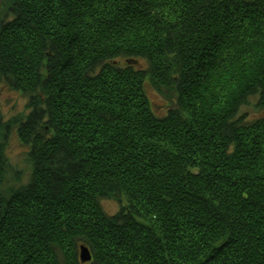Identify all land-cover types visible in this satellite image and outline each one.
Returning a JSON list of instances; mask_svg holds the SVG:
<instances>
[{"label": "trees", "instance_id": "1", "mask_svg": "<svg viewBox=\"0 0 264 264\" xmlns=\"http://www.w3.org/2000/svg\"><path fill=\"white\" fill-rule=\"evenodd\" d=\"M0 83V264H264V0H0Z\"/></svg>", "mask_w": 264, "mask_h": 264}, {"label": "rangeland", "instance_id": "2", "mask_svg": "<svg viewBox=\"0 0 264 264\" xmlns=\"http://www.w3.org/2000/svg\"><path fill=\"white\" fill-rule=\"evenodd\" d=\"M144 89H146L151 110L158 115L164 114L169 104L168 93L164 94L162 91L154 88L149 81L145 82ZM255 101L256 98L252 96L249 103L242 105L240 110V112H247L249 119L264 115V109L258 110L254 106ZM27 102V95H23L21 92L12 90L8 86L0 83V118L1 122L4 124L7 123L9 128L4 146L6 158L9 163L3 186L7 190L26 184L31 172L30 164L27 161L29 148L22 144L20 138H18L17 129L12 124L17 118H23L28 113L29 108L26 105ZM100 203L106 213L112 214L117 211L118 202L113 198L101 199Z\"/></svg>", "mask_w": 264, "mask_h": 264}, {"label": "water", "instance_id": "3", "mask_svg": "<svg viewBox=\"0 0 264 264\" xmlns=\"http://www.w3.org/2000/svg\"><path fill=\"white\" fill-rule=\"evenodd\" d=\"M78 254L81 263H85L91 259V253H89L88 248H86L85 246H80Z\"/></svg>", "mask_w": 264, "mask_h": 264}]
</instances>
